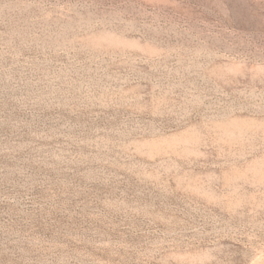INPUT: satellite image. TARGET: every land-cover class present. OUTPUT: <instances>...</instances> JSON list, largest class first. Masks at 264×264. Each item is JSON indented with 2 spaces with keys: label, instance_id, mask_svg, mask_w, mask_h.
<instances>
[{
  "label": "rangeland",
  "instance_id": "1",
  "mask_svg": "<svg viewBox=\"0 0 264 264\" xmlns=\"http://www.w3.org/2000/svg\"><path fill=\"white\" fill-rule=\"evenodd\" d=\"M0 264H264V0H0Z\"/></svg>",
  "mask_w": 264,
  "mask_h": 264
}]
</instances>
